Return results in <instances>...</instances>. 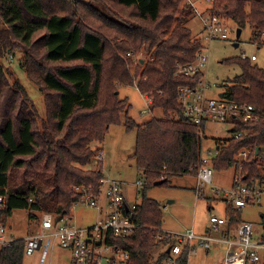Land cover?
Segmentation results:
<instances>
[{
    "label": "trees",
    "instance_id": "16d2710c",
    "mask_svg": "<svg viewBox=\"0 0 264 264\" xmlns=\"http://www.w3.org/2000/svg\"><path fill=\"white\" fill-rule=\"evenodd\" d=\"M181 1L0 0V194L9 192L8 217L30 210L61 220L86 190L98 193L105 174L97 155L110 128L125 116V129L136 132L133 159L147 182L133 215L140 228L117 244L129 251L130 264H164L169 243L156 240L163 211L146 192L157 181L196 178L205 138V124L202 132L186 118L180 100L181 89H195L204 76L177 74L204 49L186 26L192 8L177 16ZM211 12L250 27L252 41L264 43V0H215ZM7 53L22 54L19 63L44 95V111L21 81H11L3 63ZM254 61H223L242 70L224 97L254 106L262 118L236 121V131L248 133L218 142L216 171L235 166L242 149H264V68ZM125 87H136L152 101L148 113L158 110L163 117L138 123L129 98L120 97ZM244 168L249 175L259 171L257 162ZM25 253L26 241L17 240L0 250V264H24ZM178 264H187L186 256Z\"/></svg>",
    "mask_w": 264,
    "mask_h": 264
},
{
    "label": "built area",
    "instance_id": "2783aa9c",
    "mask_svg": "<svg viewBox=\"0 0 264 264\" xmlns=\"http://www.w3.org/2000/svg\"><path fill=\"white\" fill-rule=\"evenodd\" d=\"M211 5L198 14L208 41L228 39L227 20L220 18L211 12L215 0H204ZM184 4L197 9L194 0H183ZM210 8V9H209ZM205 48V47H204ZM243 59L257 60L256 56L247 55ZM209 56L204 49L197 54L194 64L183 66L177 72L189 78H195L200 73V79L195 89L182 88L180 100L184 108V115L193 123L199 126L201 131L207 122L223 123L230 127L232 138L240 139L248 132L236 131V121L251 124L261 120L258 110L247 104H239L233 100L210 96V85L205 82V69L208 66ZM148 101L147 112L152 101L144 96ZM264 118V117H263ZM205 129L202 132L205 135ZM206 137L203 141V155L201 167L198 170L196 179V192L198 196L206 198V190L209 188L213 192V197L220 199L231 210V215L227 217L211 215L209 218L210 235L200 236L193 232L188 235H173L164 229L156 232L158 242L167 241L169 244L163 250L170 251L164 264H178V260L186 256L187 264L192 257L198 256L200 252L209 254L214 251L224 253L223 264H264V223L262 220V234L259 236L255 232L251 223L240 221L234 224V218L243 208L260 204L264 196V149L253 150L251 148L242 149L236 157L234 168V181L231 188H221L214 184V158L218 155L220 146L216 151L205 147ZM219 148V149H218ZM97 155V160H104V153ZM254 162L258 163V173L251 175L245 172V165ZM102 187L98 193L85 191L79 204L86 208L95 210L97 217L94 223L88 226H76L70 222L73 220L70 215L58 220L56 216L43 213L40 216V230L36 235L26 240V255L41 253V264L48 258L50 250L55 244L70 252L73 264H130L131 255L129 251L117 244L118 240L127 239L134 235L140 226L133 221V215L137 209V203L128 201L124 185L121 181L105 178L102 180ZM137 194L143 187L142 181L134 185ZM8 204L9 192L0 194V250L10 248L15 240L8 232ZM212 232L215 235H212ZM258 236V238H257ZM256 237V239H254Z\"/></svg>",
    "mask_w": 264,
    "mask_h": 264
},
{
    "label": "rangeland",
    "instance_id": "374dc122",
    "mask_svg": "<svg viewBox=\"0 0 264 264\" xmlns=\"http://www.w3.org/2000/svg\"><path fill=\"white\" fill-rule=\"evenodd\" d=\"M194 1L197 3V9L191 7L192 13L188 17L186 26L192 31L193 39H199L205 47L204 51L209 56L208 66L205 69V82L210 85L208 93L214 98H219L223 91L229 90L236 77L242 73L237 63L225 64L223 61L242 58L244 55L250 58L254 55L257 61L253 63L264 68V43L258 44L252 41L253 30L250 27L247 26L242 29L237 23L227 18L228 39L208 41L198 11L203 12L206 10L207 12V8H211V5L204 0ZM186 8H189V6L184 4L182 0L177 16L182 14ZM239 29H241V37L238 38ZM236 43L239 45L235 46ZM142 55L148 61L147 55L145 53ZM21 57V53H7L3 57V63L12 71L11 81L14 82L16 79L21 81L39 108L44 111V95L40 93L39 87L27 78L19 63ZM141 62L143 64L145 61L141 60ZM120 97L129 98L132 105L130 116L138 123L145 122L153 117H163V113L158 110L154 114L147 113L146 116L143 115L149 109L148 101L136 87L122 88ZM122 119V125L112 126L105 142L101 144V148L104 150V174L105 178L125 183L123 187L128 201L140 203L144 199L143 193L137 194V188H134L133 185L139 181L146 185L147 180L139 171L133 159L136 150V132H128L124 127L125 116H122ZM205 137V147L211 148L213 151H216L217 145L219 146V144L233 139L230 127L216 122L206 123ZM218 142L220 143L218 144ZM98 145L100 144H95V146ZM233 181V167L223 171L215 170L214 184L217 187L229 189L232 187ZM196 186L197 179L188 175L174 177L168 184L153 186L146 192L148 198L157 201L162 207V229L175 236L188 235L189 232H185L189 230H193L197 235L207 236L211 233L209 229L211 215L227 217L226 204L213 197V192L209 188L206 190V198L198 196ZM227 213H229L228 210ZM72 215L73 220L70 223L76 226H88L94 223L97 217L95 210L88 209L83 204L77 205ZM262 216H264V196L260 204L247 206L236 213L235 220L253 224L255 232L260 236L262 234ZM39 219L38 213H33L30 210H14L13 215L7 220L8 232L15 240L24 239L26 241L40 230ZM212 235H215V233L212 232ZM202 251L198 256L192 257L188 264H223L224 253L222 251L217 250L209 254L204 253V250ZM24 264H41V253L36 252L33 255H25ZM44 264H73V258L70 252L55 244Z\"/></svg>",
    "mask_w": 264,
    "mask_h": 264
},
{
    "label": "water",
    "instance_id": "95a60500",
    "mask_svg": "<svg viewBox=\"0 0 264 264\" xmlns=\"http://www.w3.org/2000/svg\"><path fill=\"white\" fill-rule=\"evenodd\" d=\"M239 37H241V29L238 30V38H239ZM238 45H239V44H237V43L235 44V46H238ZM223 96H224L223 94L220 95V97H223ZM218 149H219V148H218ZM164 182H165V180L157 181V182L154 183V185H155V186H160V185H162ZM169 252H170V251H168V253H169Z\"/></svg>",
    "mask_w": 264,
    "mask_h": 264
},
{
    "label": "crops",
    "instance_id": "0c3cea01",
    "mask_svg": "<svg viewBox=\"0 0 264 264\" xmlns=\"http://www.w3.org/2000/svg\"><path fill=\"white\" fill-rule=\"evenodd\" d=\"M256 61H257V60H256ZM222 94H223V93H222ZM219 146H220V145H219ZM217 147H218V145H217ZM103 161H104V160H103ZM108 179H109V178H108ZM122 183H123V182H122ZM124 184H125V183H124ZM124 184H123V185H124ZM134 185H135V183H134ZM134 185H133V186H134ZM134 188H135V186H134ZM135 203H138V202H135ZM227 210H228V209L225 208V212H226V214H227Z\"/></svg>",
    "mask_w": 264,
    "mask_h": 264
}]
</instances>
